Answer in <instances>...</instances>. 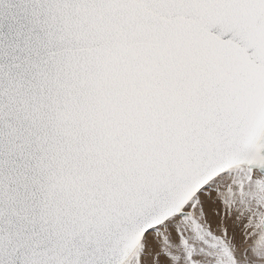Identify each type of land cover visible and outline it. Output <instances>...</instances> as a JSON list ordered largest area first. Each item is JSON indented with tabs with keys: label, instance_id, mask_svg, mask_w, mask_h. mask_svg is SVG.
<instances>
[{
	"label": "snow or ice",
	"instance_id": "6c2138e0",
	"mask_svg": "<svg viewBox=\"0 0 264 264\" xmlns=\"http://www.w3.org/2000/svg\"><path fill=\"white\" fill-rule=\"evenodd\" d=\"M0 264H264V0H0Z\"/></svg>",
	"mask_w": 264,
	"mask_h": 264
}]
</instances>
